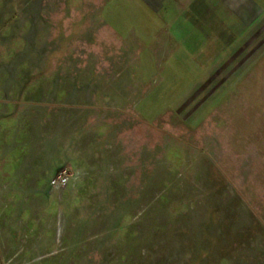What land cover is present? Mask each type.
Listing matches in <instances>:
<instances>
[{"label": "rangeland", "instance_id": "1", "mask_svg": "<svg viewBox=\"0 0 264 264\" xmlns=\"http://www.w3.org/2000/svg\"><path fill=\"white\" fill-rule=\"evenodd\" d=\"M183 7L0 0V264H264V10Z\"/></svg>", "mask_w": 264, "mask_h": 264}, {"label": "crops", "instance_id": "2", "mask_svg": "<svg viewBox=\"0 0 264 264\" xmlns=\"http://www.w3.org/2000/svg\"><path fill=\"white\" fill-rule=\"evenodd\" d=\"M155 15L181 0H141ZM183 15L171 29L183 43L193 48H216L225 32H237L244 25L255 23L264 7L258 0H183ZM188 46V47H189Z\"/></svg>", "mask_w": 264, "mask_h": 264}]
</instances>
